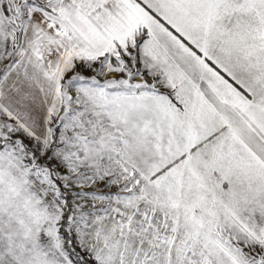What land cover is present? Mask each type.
Returning <instances> with one entry per match:
<instances>
[{"label": "snow or ice", "instance_id": "1", "mask_svg": "<svg viewBox=\"0 0 264 264\" xmlns=\"http://www.w3.org/2000/svg\"><path fill=\"white\" fill-rule=\"evenodd\" d=\"M0 264H264V0H0Z\"/></svg>", "mask_w": 264, "mask_h": 264}]
</instances>
